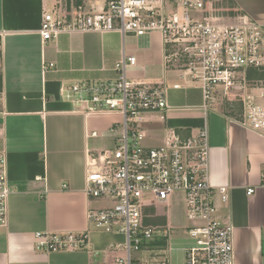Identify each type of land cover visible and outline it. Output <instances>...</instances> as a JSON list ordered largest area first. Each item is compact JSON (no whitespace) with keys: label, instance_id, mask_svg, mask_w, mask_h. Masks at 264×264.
Wrapping results in <instances>:
<instances>
[{"label":"crops","instance_id":"crops-1","mask_svg":"<svg viewBox=\"0 0 264 264\" xmlns=\"http://www.w3.org/2000/svg\"><path fill=\"white\" fill-rule=\"evenodd\" d=\"M82 2L0 0V127L4 129L0 151L6 152L11 189L8 222L0 227V264H116V257L124 255L116 248L125 243L124 235L96 229L88 220L90 208L111 207L113 201L90 198L85 192L87 153L115 148L117 135L110 128L121 123L122 116L89 113L85 104L77 103L78 95L69 98L62 93L78 84L115 80L114 66L124 51L137 57V65L128 69L129 78L146 83L164 80L168 87L166 120L146 114L143 125L158 124L152 131L144 130V139L150 133L151 145L159 147L171 131L187 139L207 128L210 180L216 187H228L230 194L228 204L218 201L217 218L234 227L237 264H264V137L229 117L219 104L204 108L202 90L186 83L173 66H166L158 32L123 37L119 32L76 29L49 41L42 39L45 11L59 17ZM231 2L233 9L264 24L260 0ZM177 83L182 88L175 89ZM250 188L255 191L248 195ZM155 208H146V223L169 227ZM65 231H88V247L36 248L37 232ZM170 246L169 238L166 248L151 244L142 261L186 264L190 245L176 261Z\"/></svg>","mask_w":264,"mask_h":264},{"label":"built area","instance_id":"built-area-1","mask_svg":"<svg viewBox=\"0 0 264 264\" xmlns=\"http://www.w3.org/2000/svg\"><path fill=\"white\" fill-rule=\"evenodd\" d=\"M76 29L119 32L123 37L160 33L166 66H173L186 83L202 90V106L213 107L224 97L235 101L230 96L244 91L242 118L237 120L264 137V24L229 8L225 0H83L63 16L55 17L50 11L43 14L44 41ZM136 65L137 57L124 51L114 66L115 80L62 90L69 98L78 95L77 103L85 104L89 113L122 116L121 123L110 128L117 135L115 148L86 156L87 196L113 201L111 207L90 208V224L125 236V243L116 245L124 250L116 264H146L134 260L133 251L149 250L153 241L165 235L162 228L146 223V208L181 195L188 220L199 222L187 227L195 242L187 248L186 264H237L234 227L217 218L218 201L228 204L230 194L228 187H216L210 180L207 128L187 139L171 131L163 145L143 146L145 115L159 114L166 120L168 87L164 80L146 83L129 78L128 69ZM252 79L257 84L249 87ZM173 87L182 88L178 83ZM3 135L0 127V139ZM254 191L250 188L247 194ZM10 193L7 156L2 150L0 227L8 222ZM146 195H152L153 201L146 202ZM87 247L88 231L36 233V248L41 251Z\"/></svg>","mask_w":264,"mask_h":264},{"label":"rangeland","instance_id":"rangeland-1","mask_svg":"<svg viewBox=\"0 0 264 264\" xmlns=\"http://www.w3.org/2000/svg\"><path fill=\"white\" fill-rule=\"evenodd\" d=\"M56 1V0H55ZM261 4H264L263 0H260ZM54 12L56 9H53ZM56 15L59 13L55 12ZM255 20L259 21L257 18L254 17ZM263 21H261L262 23ZM257 82L254 81L253 79L248 83L249 87H252L256 85ZM244 94V91H241L240 93H233L230 98H236L235 101H229L228 97L224 98H218L217 102L221 106V110L226 109L227 105H235L234 108H238L241 106L242 108V113H243V102H242V96ZM240 104V105H239ZM148 115H153V113H147ZM214 113H210L212 115ZM156 122H153L151 124H141V127L143 130H154L155 127H157ZM149 136H147L144 140H142V145L146 147H153L152 144V138L153 136H150V133H148ZM153 144L154 140H153ZM144 200L146 202L153 201L152 195H146ZM156 211L157 213L161 216V219L164 220V224H168L169 227H165V229H161L162 233H167L168 238L170 239V251L172 253V256L176 260H181L182 259V254H183V248L192 245L195 240L191 237L190 233L188 232L187 227H191L193 225H197L199 222L195 220H188L186 218V212H185V203L183 196L178 195L177 197L175 196L174 203L171 205L170 204V199L166 201H161L158 200L156 201ZM154 223V222H153ZM133 259L134 260H143L147 259L148 252L146 251H133Z\"/></svg>","mask_w":264,"mask_h":264},{"label":"trees","instance_id":"trees-1","mask_svg":"<svg viewBox=\"0 0 264 264\" xmlns=\"http://www.w3.org/2000/svg\"><path fill=\"white\" fill-rule=\"evenodd\" d=\"M226 2V5L229 7V8H234V5L233 3L231 2V0H225ZM240 105V104H239ZM235 105H227L226 109H225V112L226 114L229 116V117H232V118H235V119H241L242 118V108L241 106H239L238 108H234ZM148 222V221H147ZM149 223H151V221L149 220ZM152 245H157V246H160L162 248H166L167 245H168V236L166 237H161L159 239H156L155 241H153L151 243Z\"/></svg>","mask_w":264,"mask_h":264}]
</instances>
